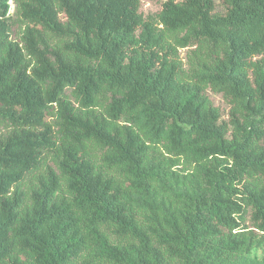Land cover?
Masks as SVG:
<instances>
[{
	"label": "trees",
	"instance_id": "trees-1",
	"mask_svg": "<svg viewBox=\"0 0 264 264\" xmlns=\"http://www.w3.org/2000/svg\"><path fill=\"white\" fill-rule=\"evenodd\" d=\"M8 1L0 264H233L264 247V0L147 18L140 0H13L15 17Z\"/></svg>",
	"mask_w": 264,
	"mask_h": 264
},
{
	"label": "rangeland",
	"instance_id": "rangeland-1",
	"mask_svg": "<svg viewBox=\"0 0 264 264\" xmlns=\"http://www.w3.org/2000/svg\"><path fill=\"white\" fill-rule=\"evenodd\" d=\"M167 0H140L139 3V12L144 18L155 17L157 12L162 8V4ZM179 1V0H175ZM9 13L15 17L14 14V3L13 0H9ZM225 10V5L223 0H214V11L217 13H223ZM23 25L18 18L15 19V22L11 26L10 36L14 40H19L22 34ZM192 47L179 48V56L183 61V66L186 67L185 59L186 55L190 52ZM205 94L210 99L211 103L219 109L220 119L228 122L229 121V110L230 105L225 101L221 93L215 92L210 88H207ZM54 115L48 118L49 122L54 120ZM229 128L230 125H229ZM5 129L0 128V137L4 134ZM193 165L188 163H180L173 168L175 173L181 175L185 171L192 169ZM249 225V221H246ZM233 264H264V247H256L251 249L249 253L241 257L239 260L235 261Z\"/></svg>",
	"mask_w": 264,
	"mask_h": 264
}]
</instances>
